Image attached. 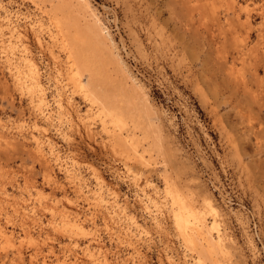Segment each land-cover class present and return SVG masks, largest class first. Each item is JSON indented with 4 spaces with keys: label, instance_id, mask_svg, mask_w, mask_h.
I'll return each mask as SVG.
<instances>
[{
    "label": "rangeland",
    "instance_id": "374dc122",
    "mask_svg": "<svg viewBox=\"0 0 264 264\" xmlns=\"http://www.w3.org/2000/svg\"><path fill=\"white\" fill-rule=\"evenodd\" d=\"M85 1L144 88L181 182L219 211L205 216L223 250L208 261L264 264V0ZM47 4L0 0V264H197L164 206L159 166L109 150ZM26 57L46 120L29 102ZM34 140L57 154L55 182Z\"/></svg>",
    "mask_w": 264,
    "mask_h": 264
},
{
    "label": "bare ground",
    "instance_id": "6f19581e",
    "mask_svg": "<svg viewBox=\"0 0 264 264\" xmlns=\"http://www.w3.org/2000/svg\"><path fill=\"white\" fill-rule=\"evenodd\" d=\"M46 1L47 14L69 59V79L99 119L108 137L109 150L127 164H136L143 170L159 166L164 206L178 236L189 250L197 254V264H219L208 261L212 260L214 253L223 250L221 241L214 238L213 227L206 224L205 217L209 214L213 221H217L215 217L219 211L212 200L207 197L198 200V193L188 188L185 181L181 182L179 166L173 158L175 154L172 155L174 149L170 148L169 139L156 118L157 113L138 79L116 52L109 32L101 26L85 0ZM261 14L264 16V9ZM26 60L24 78H28L29 89L37 95L29 102L46 120L49 113L43 107L45 97L39 83V72L32 59ZM23 74L15 77L20 89H26ZM34 142L35 153L43 162L48 178L55 182L52 165L55 161L59 164L57 154L54 155L51 148L44 151L40 143ZM76 222L82 224L80 219Z\"/></svg>",
    "mask_w": 264,
    "mask_h": 264
}]
</instances>
